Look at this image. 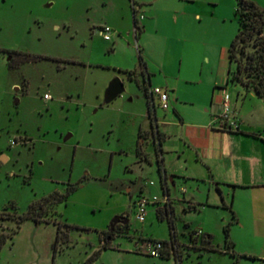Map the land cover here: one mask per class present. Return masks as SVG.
Returning a JSON list of instances; mask_svg holds the SVG:
<instances>
[{
  "label": "rangeland",
  "instance_id": "obj_1",
  "mask_svg": "<svg viewBox=\"0 0 264 264\" xmlns=\"http://www.w3.org/2000/svg\"><path fill=\"white\" fill-rule=\"evenodd\" d=\"M165 1L154 3L157 18L135 36L129 0H0V264H176L168 242L161 251L168 257L150 255L139 245L170 237L168 216L156 211L167 192L164 182L180 264H264L236 247L234 255L224 250L226 210L210 202L214 198L212 193L208 198L206 183L198 186L191 176L193 160L177 124L164 128L165 179L159 168L160 149L147 134L151 126L142 77H129L124 69L138 65L142 44L154 55L164 50L165 35L176 34ZM200 1L208 6V0ZM138 4L140 22L153 17L146 12L151 4ZM104 23L114 31L111 39L97 31ZM230 24L235 20L225 26ZM201 25L189 62L222 70L235 33L219 39V25L207 17ZM115 77L124 88L108 99L105 90ZM181 106L192 107L188 101ZM169 108L173 112L170 101ZM159 113L155 109L157 119ZM138 189L160 199L148 205L142 221L132 206ZM191 194L197 208L188 206ZM31 203L38 220L25 216ZM116 214L128 217V227L110 229ZM205 225L215 250L189 243L188 231ZM253 247L261 251L264 240L253 239Z\"/></svg>",
  "mask_w": 264,
  "mask_h": 264
},
{
  "label": "crops",
  "instance_id": "obj_2",
  "mask_svg": "<svg viewBox=\"0 0 264 264\" xmlns=\"http://www.w3.org/2000/svg\"><path fill=\"white\" fill-rule=\"evenodd\" d=\"M156 1H135L138 5L145 2L151 4L147 6L146 12L153 16L148 21H138V36H142L149 23L157 18L154 6ZM199 1L166 0L164 8L173 14L172 20L178 27L176 34L165 35L164 50L156 51L154 55L147 54L146 47L142 44L139 49L140 55L141 52L143 54L142 63H139L138 57V65L126 68L124 72L132 70V77L137 73L141 75L143 93L144 87L148 85H162L168 89L173 112L170 108H158L161 113L155 124L160 134L159 157L164 179L167 174L162 156V142L166 137L164 128L173 123L181 128L184 150L186 147L191 153V176L198 186L201 182L206 183L209 186L208 198L211 193L214 198L210 202L226 210V215L222 213L223 219L225 218L222 226L230 221L229 234L234 242V254L236 247L245 256L261 257L264 260V249L257 251L253 247V239L264 240V98L238 82L227 81L231 65L228 57L222 70L216 65L209 69L203 64L194 66L189 62L191 55L196 53L195 44L201 39V22L205 17L219 25V39L230 37L237 30L235 0H208L205 1L208 6ZM255 1L264 7V0ZM135 16H138V12ZM232 19L235 24L225 26ZM221 48L224 55V41ZM225 55L227 56V50ZM208 58L206 57V62ZM180 89L184 92H180ZM224 95L229 99L228 119L235 121L232 125H223L220 102ZM184 101H188L192 107H182L181 102ZM146 103L151 126L153 120L147 97ZM173 174L169 175L172 180ZM179 175L189 177L185 173ZM163 188L168 192L165 182ZM137 192L145 194L141 189ZM169 202L171 205L170 200ZM188 203L195 204L197 208L198 202L193 194L188 198ZM206 226L202 228L203 232H208ZM244 243L245 247H242Z\"/></svg>",
  "mask_w": 264,
  "mask_h": 264
},
{
  "label": "trees",
  "instance_id": "obj_3",
  "mask_svg": "<svg viewBox=\"0 0 264 264\" xmlns=\"http://www.w3.org/2000/svg\"><path fill=\"white\" fill-rule=\"evenodd\" d=\"M234 14L237 21V30L230 40L227 47V57L231 65L228 69L227 81L238 82L243 87L253 90L258 95L264 98V7L255 0H235ZM133 19H135L133 14ZM139 63H142V57L139 53ZM131 70H127L128 76L132 77ZM146 87L144 93L146 94ZM148 108L150 113L149 101ZM140 134V132H139ZM159 168L162 169L161 159L159 157ZM75 188L69 186L65 192L58 194L57 201L64 200L66 196ZM33 204L29 205L28 214L34 219L38 220L33 213ZM189 208H196L195 204L188 203ZM159 217L163 218L168 216L169 224L171 227L170 237L168 239H177L175 231L173 230V210L170 202L161 207L156 208ZM232 211V209H231ZM24 218L21 217V219ZM229 222L223 226V247L224 250L234 255V242L229 234ZM60 229V225H58ZM194 229V228H193ZM193 229L187 233L189 243L198 245L202 249L215 250L217 247L213 242V235L209 232H204L201 235H193ZM151 239V238H149ZM168 239H162L165 243ZM103 246L109 245L108 241H103ZM176 258V264H180L176 247L173 249ZM171 253V252H170ZM169 252L160 254L159 256L170 255ZM232 264H234L232 262Z\"/></svg>",
  "mask_w": 264,
  "mask_h": 264
},
{
  "label": "built area",
  "instance_id": "obj_4",
  "mask_svg": "<svg viewBox=\"0 0 264 264\" xmlns=\"http://www.w3.org/2000/svg\"><path fill=\"white\" fill-rule=\"evenodd\" d=\"M133 8V14H134V21H133V31L136 36L137 30H138V16H135V13L137 12L135 9V4H132ZM139 17L141 18L143 15L140 13L138 14ZM98 33L106 40L111 39L113 36L114 31L110 27L109 24H101L97 28ZM146 94H147V99L150 103V107H152L153 114L155 116V111H154V104H157L159 108L162 110H166L169 108V96H168V89L162 85H148L146 87ZM221 105H222V117H223V125L225 124H235V121L233 119L229 120L228 119V114L230 111V106H229V99L227 95H224L221 98ZM226 119V120H225ZM227 120H229L227 122ZM149 183H153L152 180L149 181ZM156 203L160 202V199L153 194L152 196L146 195V194H138L135 199L132 201V206L134 207L135 211V217L138 220H144L145 215L147 212V207L151 203ZM169 202V195L168 192L164 193L163 198L161 200L162 205L167 204ZM202 228H194L193 229V235H201L203 234ZM168 243L171 246L170 252L174 253L173 249L176 247L179 243L177 239H168ZM165 242L162 239H145L143 241L139 242L140 247L142 248L141 251L147 252L150 255H157L159 256L161 254L162 249L165 247Z\"/></svg>",
  "mask_w": 264,
  "mask_h": 264
},
{
  "label": "water",
  "instance_id": "obj_5",
  "mask_svg": "<svg viewBox=\"0 0 264 264\" xmlns=\"http://www.w3.org/2000/svg\"><path fill=\"white\" fill-rule=\"evenodd\" d=\"M123 88H124L123 81L119 77H115L108 84V86L105 90V96L108 99H111L114 96H116L117 94H119L123 90ZM118 221H121L122 223H127L128 217L126 215H123V214L114 215V217L112 218V220L109 224L110 228H113L114 224ZM107 238H109V236H107Z\"/></svg>",
  "mask_w": 264,
  "mask_h": 264
},
{
  "label": "flooded vegetation",
  "instance_id": "obj_6",
  "mask_svg": "<svg viewBox=\"0 0 264 264\" xmlns=\"http://www.w3.org/2000/svg\"><path fill=\"white\" fill-rule=\"evenodd\" d=\"M131 2H132V4H133V3H135V0H131ZM98 27H99V26H98ZM8 51H10L11 53H12V52L21 53V51H19V50H15V49H10V50H8ZM12 54H13V53H12ZM149 107H150V103H149ZM157 108H159V106H158L157 104H154V108H153L154 111H155V109H157ZM150 117H151V119L153 120V125H151V130H150V131H147V134H148V135H149V134L152 135L153 140L157 141V145H158V147H159V149H160V134H159L158 129H157L156 126H155V124H157L158 121H157V118L154 116V114L151 113V107H150ZM139 136H140V137L142 136V132H140ZM138 193H139V192H137L136 196L138 195ZM136 196H135V198H136ZM135 198H134V199H135ZM117 224H122V225H124V227H128V222H127V223H122L121 221H118V222H116V223L114 224L113 228H110V229H111V230H112V229H115V227H116Z\"/></svg>",
  "mask_w": 264,
  "mask_h": 264
}]
</instances>
